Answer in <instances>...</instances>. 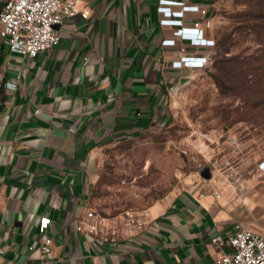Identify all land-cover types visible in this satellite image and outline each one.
<instances>
[{
    "label": "crops",
    "instance_id": "1",
    "mask_svg": "<svg viewBox=\"0 0 264 264\" xmlns=\"http://www.w3.org/2000/svg\"><path fill=\"white\" fill-rule=\"evenodd\" d=\"M161 4L175 15L165 17ZM79 5L89 15L66 17L53 49L32 57L1 48L0 264H211L230 249L213 242L216 235L227 238L238 223L264 234L263 210L245 206L244 188L214 170L149 205L142 227L109 239L78 228L94 208L103 147L168 119L173 87L194 69L173 61L206 52L178 34L179 21L197 29L214 0ZM205 34L213 38L208 27ZM44 215L51 218L49 255L41 249Z\"/></svg>",
    "mask_w": 264,
    "mask_h": 264
},
{
    "label": "rangeland",
    "instance_id": "2",
    "mask_svg": "<svg viewBox=\"0 0 264 264\" xmlns=\"http://www.w3.org/2000/svg\"><path fill=\"white\" fill-rule=\"evenodd\" d=\"M207 17L211 62L173 87L168 119L100 152L92 192L100 233L130 227L126 210L141 213L205 166L232 188L235 168L241 202L264 215V0H214Z\"/></svg>",
    "mask_w": 264,
    "mask_h": 264
},
{
    "label": "built area",
    "instance_id": "3",
    "mask_svg": "<svg viewBox=\"0 0 264 264\" xmlns=\"http://www.w3.org/2000/svg\"><path fill=\"white\" fill-rule=\"evenodd\" d=\"M80 0H2L0 4V56L1 48L8 46L13 51H18L29 56H36L39 52L53 49L60 41L61 33L59 26L64 19L81 13L87 17L90 13L88 8L79 5ZM159 10L165 17L171 18L175 15L172 6L161 4ZM202 14L209 13L207 7L202 8ZM185 13L184 6L178 11ZM212 19L206 17L202 26L192 29L180 20V36L188 40V44L198 47H205L206 52L200 54L181 53L179 58L173 61V65L184 67L192 65L195 69H204L209 66L211 47L215 45V39L206 36L205 28L211 25ZM183 49L182 51H184ZM9 86H15L12 81H7ZM258 170L264 175V156L258 162ZM227 176L231 177L236 185L242 188V178L239 172L231 167L227 171ZM98 212L91 208L86 212V220L78 224L79 229H84L90 233L100 234L103 239L115 238L118 233H100V223L97 219ZM147 212L141 213L133 209L125 211V216L130 227H142L146 222ZM51 218L44 215L40 219V230L44 233V240L41 249L44 255H49L52 251L53 239L45 233ZM213 242L218 245L228 243L230 249L224 251L211 264H264V234L251 227L242 224L236 225L235 232L226 237L216 235Z\"/></svg>",
    "mask_w": 264,
    "mask_h": 264
},
{
    "label": "water",
    "instance_id": "4",
    "mask_svg": "<svg viewBox=\"0 0 264 264\" xmlns=\"http://www.w3.org/2000/svg\"><path fill=\"white\" fill-rule=\"evenodd\" d=\"M200 173H201V176L206 178V179L211 178L213 175V172H212V169L210 166H205L204 168H202L200 170Z\"/></svg>",
    "mask_w": 264,
    "mask_h": 264
}]
</instances>
